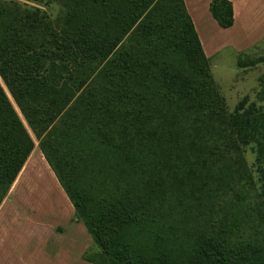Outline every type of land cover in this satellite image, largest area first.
I'll return each instance as SVG.
<instances>
[{
	"label": "trees",
	"instance_id": "16d2710c",
	"mask_svg": "<svg viewBox=\"0 0 264 264\" xmlns=\"http://www.w3.org/2000/svg\"><path fill=\"white\" fill-rule=\"evenodd\" d=\"M28 1L56 14L0 0V79L98 250L86 259L264 264V239L236 235L214 201L242 175L243 146L264 165V107L227 112L184 1ZM209 11L232 26L230 0ZM33 148L0 83V203Z\"/></svg>",
	"mask_w": 264,
	"mask_h": 264
},
{
	"label": "rangeland",
	"instance_id": "374dc122",
	"mask_svg": "<svg viewBox=\"0 0 264 264\" xmlns=\"http://www.w3.org/2000/svg\"><path fill=\"white\" fill-rule=\"evenodd\" d=\"M12 1L26 6H38L47 10L52 16L57 11V7L54 5L46 9L28 0ZM222 30L223 32L219 33L211 31L209 35L215 34L216 39L210 42L222 39H227L228 42L231 39L234 42H241L247 39L248 35L252 36V33L259 34L264 32V11L261 12V9H256L251 18L245 15L244 17L241 16L238 26L234 29ZM263 56L264 34L258 37L254 44L248 48L238 50L236 45L231 43L209 57L210 72L219 88V92L224 98L228 113H233L238 102L243 99L246 101V106L252 103L256 107H264V100L259 97L260 92L264 88V62L244 67L238 65L240 60L247 61ZM0 83L32 136L35 156L42 157L44 161L43 155L38 148L37 139L27 126L1 79ZM34 153H32L33 156ZM242 154L244 158L242 175L231 176L237 177L239 180L236 181L231 178L230 188L225 195L219 198L215 196L217 216L225 224L235 223L237 227H235L234 233L236 235L264 239V223L253 211L262 184L261 169L264 165L259 164L256 159L254 143L251 142L243 146ZM36 177L41 181L43 180L42 183L46 181L43 173L36 174ZM51 179L57 189L53 176H51ZM13 184L0 203V242L4 241V251L0 252V264H26L29 260L28 256L23 254L25 251L22 253L23 257L20 253L26 247L23 249V246L19 245V243L27 235L28 238L33 240L38 239L37 242H39L41 237L45 236L47 238L45 247L41 245L42 249L38 253V256H41L42 264H93L87 261L86 256L94 255L98 250L82 222L74 215V209L67 196L65 195L63 199L50 196L54 190H50L48 187L44 189L45 194L48 195L44 201V204L47 205H44V208L40 207V209L38 206L41 205H36L35 197H33L34 202L21 198ZM61 200H65V202ZM222 205L227 206L229 210L226 209L227 212H219V206ZM31 222H35L38 226V228L34 229L35 232L32 231ZM28 233L33 234L30 237ZM32 248L33 246L30 247V249ZM43 252L46 254L45 258ZM1 253H7V255H1ZM53 261H56V263H52Z\"/></svg>",
	"mask_w": 264,
	"mask_h": 264
},
{
	"label": "crops",
	"instance_id": "0c3cea01",
	"mask_svg": "<svg viewBox=\"0 0 264 264\" xmlns=\"http://www.w3.org/2000/svg\"><path fill=\"white\" fill-rule=\"evenodd\" d=\"M183 1H184V5L186 7L187 12L192 19V23L199 37L203 51L206 57L208 58L218 53L223 47L231 43L236 45V48L238 50L248 48L254 44V42L257 40L258 37L264 34V32H261L259 34L252 33L253 34L252 36L248 35L247 39L241 42L239 41L234 42L232 39L229 42L227 41V39L210 42L211 40H215L216 38H215V34L212 36L209 35L211 31L213 33L215 32L219 33V32H223L222 29L224 30L234 29L235 27L238 26V21L241 16L244 17L245 15L248 18H251L254 15V12L256 11V9H261V12H263L264 11V0H230L232 3V7H233L234 21H233L232 26H230L229 28H222V29H220L221 27L218 26V24L216 23L215 19L212 17L209 11V3L211 0H183ZM33 150L29 154L21 170L16 176L13 182L14 184L13 183L12 184L14 185V188L17 189L16 192H18L21 195V198L23 197L27 199L28 201H33V197H35L36 200L34 201L36 205H41V206H38V208L40 207L44 208L47 205V204H44V201L47 199V196H48L47 194H45L44 189H47L48 187L50 190L53 189L54 191L50 196H53V197L56 196L58 199L59 198L63 199L66 194L62 190V187L59 185L53 171L49 167L46 160L44 159L43 161L42 157H36ZM32 153H34V156L32 155ZM38 173H41V174L43 173V175L46 177V181L44 183H42L43 180L41 181L37 179L36 174ZM50 174L51 176H53V180H55V184L57 186L58 192L52 182ZM61 201L65 202V200H61ZM30 226L32 227V231L38 228L35 222H31ZM28 234L31 237L33 233H28ZM37 240L38 239L33 240L32 238H28V235H27V237L21 243H19V245L23 246V249L24 247H26L24 250L20 251L22 257H23V254H26L29 258L26 264H42V261L40 259L41 256L39 257L38 253L42 249L41 245L45 247L47 243V238L44 236L43 238L42 237L40 238L39 242H37ZM3 245H4V241L0 242V252L4 251ZM31 246H33L32 249H30ZM33 252L35 253L32 255ZM43 253H44V258H45L46 254L45 252ZM1 255H7V253L5 254L1 253ZM52 263H56V261H53Z\"/></svg>",
	"mask_w": 264,
	"mask_h": 264
}]
</instances>
